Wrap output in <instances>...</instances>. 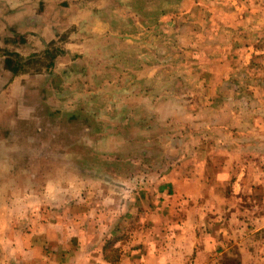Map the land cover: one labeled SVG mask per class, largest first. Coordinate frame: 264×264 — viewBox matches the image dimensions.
<instances>
[{"label":"crops","instance_id":"0c3cea01","mask_svg":"<svg viewBox=\"0 0 264 264\" xmlns=\"http://www.w3.org/2000/svg\"><path fill=\"white\" fill-rule=\"evenodd\" d=\"M80 1V5L65 6L62 10H54V14L50 15L33 11L35 7L29 11L24 9L26 6L32 7L34 0H9L10 5L5 0L6 5L0 6V48L21 56L37 53L39 58L42 47L45 49L47 45L55 42V46L59 44L63 46L65 62L68 58L71 64L74 61L81 63L95 61L97 77H105V72L109 70L112 72H110L112 78L114 75L118 77L119 73H123L125 64L128 67L125 69L130 70L133 77V74H136L134 66H141L143 71L141 77L149 79L151 88L152 78L161 82L164 76L168 79L169 74L178 72L183 66L191 67L192 71L187 76L190 79L185 81V78H182V81L189 83L196 78L193 90L200 92L205 87V93L215 101L210 102L214 104L213 106L208 104V108L202 107L198 113L210 115L208 116L210 132L198 135L200 139H197L198 145H188L185 152L181 151L180 155L175 152L177 160L174 165L166 170L157 169L159 172L157 177L152 178V172L146 170L142 172L141 186L144 192L149 191L150 198L154 196V207H151L149 200L144 199V196L146 197L144 192L143 199L141 194L134 200L119 199L121 195L125 198L119 190L126 193L134 190L133 184L136 187L138 183L136 175L133 180L132 176L128 175V180L124 178L127 181L118 177V181L113 180L110 183L83 181L72 188L61 185L63 187L59 193L50 190L41 193L37 188L40 182L35 177L31 185L19 184L17 178L23 179L22 174L29 173L28 170L31 168L23 159L49 160V157H54L51 155L54 151L50 153L47 149L31 150L17 147L7 149L3 143L13 142L15 139H0V142L4 141L0 147V157L15 158V161L3 160L4 162L0 163V175H3L2 182H5L1 184L0 194V264L179 262L165 256L167 251L162 247V243L165 247H170L171 243L177 246L188 245L189 254L185 261L179 264H187L189 260L191 264L199 253L222 257L228 250V240H234L239 231L241 232L239 247H244V242L247 241L244 239L264 229V0H207L205 12L208 13L211 21L209 24H213V27L205 22L200 30L202 34L205 32L211 34L210 50L207 51L208 54L203 51L202 54H197L193 47L197 46V43H193L192 50H188L190 55L184 57L179 55L173 69H166L173 62L166 57L162 58L161 55L155 57L157 59L152 66L150 59L141 64L132 54L119 53L121 41H126L131 46L140 45L139 42H131L130 39H121L122 34L117 33L121 27L120 13H124L122 11L125 9L130 18L132 12L136 13L137 3H129L127 8L122 4L121 8V2L125 1L119 0L114 1L115 6L111 8L109 0H99L94 14L88 0L86 3ZM192 4L189 9L181 10V13H188L192 8L193 12L195 9L201 12L199 1L196 3L193 1ZM147 9L145 5L144 11ZM105 15H111V19ZM217 15H221V21L217 20ZM45 18L47 21H44ZM85 21H94L96 26L94 37L88 36L91 34L89 30L93 29V24L85 26ZM73 24L78 25V28L84 27L80 31L81 34H74ZM67 30H70V33L67 36L63 35L62 33ZM115 30L117 31L114 32ZM221 31H224L223 42L220 41ZM194 33L199 36L198 33ZM92 39L96 41V46L101 51L105 46L104 40L110 39L109 44L117 47L115 52L118 55L113 53L110 69H104L108 67L110 57L104 58L101 52L95 58L91 56ZM26 45L33 46L35 50L21 53L19 47L23 49ZM74 55L78 58L73 59ZM202 56L206 57V61L200 60ZM178 64H181V69ZM198 68H206V71L199 73ZM132 69H135V72H132ZM50 72V67L45 69L35 85L20 86L19 91L14 87L15 80L0 89L2 124L7 125V122L15 117L7 114L13 109L11 106L18 110L26 103L24 99L18 98V94L30 89L38 95L49 92V80L52 78ZM175 75L176 79L180 78L179 74ZM17 76L19 75L14 74L13 79ZM161 85L163 83L157 84L156 87ZM73 88L75 93L87 92L86 89L83 90L84 87ZM119 88L117 87V92ZM64 89V93H71L72 88L65 86ZM177 91L176 89L175 93ZM15 93L17 94L15 101L9 102ZM221 94L224 95L222 100L227 106L220 116L218 111L220 106L216 104L219 103ZM14 102L15 104L11 105ZM166 104L168 101L160 100L156 105ZM27 105V109L31 110L38 107V104L33 103ZM145 105L149 109L151 104L145 101ZM205 110L207 111L204 112ZM8 117L10 119L5 121ZM201 131L200 133H203ZM102 137L103 141L108 138L106 135ZM250 144L256 145L259 150H251ZM108 155L110 153L103 151L100 156L104 158ZM56 162L48 161L41 167L32 166L34 168L32 173H54ZM61 172L72 173L70 165L64 166ZM14 174L12 179L11 175ZM76 189L78 195L73 196L72 192ZM105 192L109 195L106 198L109 201H117L118 197L120 210L104 207L107 202L103 199ZM140 201L142 210L138 213L136 211V216L132 208ZM22 205H25L26 211L31 209L26 218L22 213L18 215L8 208ZM119 221L127 224V231H123L124 235H119L118 231H122L121 226L117 227ZM140 223L144 226L136 230L135 226H139ZM116 236L121 242H115L113 247L122 248V251L120 249L118 251L122 259H119V262L105 261V243L110 239L114 240ZM117 238L116 241H119ZM165 257L166 262L163 261Z\"/></svg>","mask_w":264,"mask_h":264},{"label":"rangeland","instance_id":"374dc122","mask_svg":"<svg viewBox=\"0 0 264 264\" xmlns=\"http://www.w3.org/2000/svg\"><path fill=\"white\" fill-rule=\"evenodd\" d=\"M6 1L7 4H11L8 2L9 0ZM83 1L86 3V0ZM98 1L99 0H88L89 6L92 9L91 12H94V14L95 11H97L96 3ZM114 1L119 0H109V7L112 8L115 6ZM124 1L125 2H121L120 6L123 4L125 8L129 7V3H137L135 7L136 13L132 12L130 18L125 9L122 11L124 13H120L121 17H119V19L121 27H119L117 33L122 34L121 39H130L131 42H139L140 45L135 44L131 46L128 42L121 41L122 43L119 47V53H122L121 55L132 54L135 56V60L140 61L141 64L144 61L148 62L150 59L152 66H154L156 62L155 59L157 58L155 57L161 55L162 58L166 57L169 61L173 62V64L167 66L166 69H173L176 67L175 63L179 60V55H182V57L190 55L188 50H192L191 46H193V43H197V46H193L197 54H202L203 52L208 54L207 51L210 50L211 34L209 32L202 34L200 30L203 27L202 25H205V22L207 25H210L209 23L211 22L208 13L205 12L207 11V7H205L207 0ZM193 1H195V3L199 1L201 4V12L196 9L195 12H193L192 8L188 13H181V10L189 9ZM79 2L81 1L34 0L32 7L26 6L27 8L24 9L29 11L33 10V7H35L33 11L53 15L54 10H62V8L68 5H80ZM5 5V0H0V6ZM145 5L148 8L147 11H144ZM118 15L119 14H117V16ZM42 16L44 15L42 14ZM105 16H107L109 20L111 19V15ZM221 18V15H217V20L221 21ZM44 21H47V19L45 18ZM90 23L93 24V29L89 30L91 34L88 36L94 37L96 34L94 21H85V26ZM210 26L213 27V24ZM59 27L62 28V26ZM83 28V26L82 28L81 26L78 28V25H74L72 31L74 34H81L80 31ZM116 31L117 30L114 32ZM194 32L198 33L199 36H196ZM69 33L70 30H67L62 34L67 36ZM111 33L112 30L109 31V34ZM221 34L220 41L223 42V39L225 40L224 31H221ZM232 39L233 38H229V40ZM109 43L110 39L104 40L105 46L102 51L96 46V41L94 39H92L90 43L91 56L93 58L99 55V52L103 53L104 58L110 57L111 60L107 64L108 67L104 68L105 70L112 67L113 53L114 55H118V53L115 52V48L117 47ZM54 44L55 42L47 45L45 49L42 47L39 58L37 53L21 56L18 53H9L7 50L0 48V89L6 87L7 84L13 80H15L16 85L14 87L15 89L17 88L18 91L20 90V86L26 87L28 85H35L39 79H41L40 74L49 67L52 76L49 80L50 89L48 93L42 92L38 95L34 90H24L22 94H18V98L24 99L26 102L21 107L23 109L21 110V108H19L17 110L15 109L16 107L11 106L13 109L7 114L15 117L7 122V125L5 123L2 124L0 119V139H15L13 142H0V147L3 143L7 149L10 147H17L31 150L47 149L50 153L54 151V153L51 154L54 157H49V160H40L38 158L23 159L25 163L31 165V168L28 170L29 173L24 172L22 174L23 179L17 178L19 184L31 185L32 179L35 177L40 182V184H37V188L41 193L44 191L48 192L49 190L59 193L61 192L60 188L63 187L61 185L72 188L83 181L89 183H110V181L113 180L118 181V177L127 181L129 178L128 175L132 176V180L136 175L138 176L136 178L138 183L136 182V187L135 184H133L134 190L130 193L119 190L125 197L122 198L121 195L119 199L134 200L137 199L138 194H141L143 199L142 192H144V190L143 186H141V184H143V180H141L143 177L142 172L146 170L147 172L153 173L151 174L152 178H155V176L157 177L159 175L157 169H169L177 160L176 153L180 155L181 151L185 152L188 145H198L197 139L200 140L198 135H204L210 132L208 128V116L210 117V115L208 113V115L198 113L202 110V107L208 108V104L213 106L214 104L210 102L214 100H211L213 97H209L208 94L205 93V87L203 91L201 90L200 92L196 89L193 90V87L196 86V78L192 79V81L190 80L189 83L182 81V78H185V81L190 79L187 76L190 75L192 71L191 67L183 66L181 69V64H178L181 70L169 74L170 77L168 79L164 76V80L159 82V80H153L152 78L153 88H151L152 86L149 85V79L141 77V75H143L141 66H134L136 74H133V77H131L130 70L125 69L128 68L126 64L123 68V73H119L118 77L114 75L112 78L110 74L111 70L105 72V77H97L95 74V61L91 63L90 61L87 63L74 61L73 64H71L68 58L67 62H65L63 59L65 56L63 46L61 44L55 46ZM19 48L21 53L30 52L33 49L35 50V48L30 45H26L23 48L25 51H23L22 47ZM211 50L213 51V49ZM76 58H78V56L74 55L73 59ZM205 59L206 57L202 56L200 60L206 61ZM187 61L189 62L190 59ZM135 69H132V72H135ZM197 71L199 73L205 72L206 68H198ZM14 74L19 76L13 79ZM175 74H179L180 78L176 79ZM155 83H163V85L156 87L157 84ZM65 86L70 87V89L72 88L71 93L63 92ZM101 86H103V88H101ZM73 87L77 89L84 87L83 90L86 89L87 92L75 93ZM117 87H120L119 92H117ZM176 89L178 91L175 93ZM102 90H104V92ZM223 96L222 94L219 95V103L216 104V106H220L218 110L220 116L224 112L225 106H227L224 105L222 100ZM15 97H17L16 93L9 102L15 101ZM160 100H166L168 104L165 106L156 105L159 104ZM145 101L151 104L149 109L146 108ZM27 103H33L34 105L38 104V107H35L37 108L35 110L27 109ZM14 104L15 102L11 103V105ZM206 111L207 110L204 112ZM9 119L10 117L5 121ZM164 120H166V122ZM203 122L206 124H203ZM174 124H176V126ZM200 131L203 133H200ZM104 135L108 137L106 138L107 141L106 139L103 141L104 138L102 136ZM40 140L43 142H40ZM250 145L251 150H259L256 145ZM174 148L178 150L175 151L173 150ZM103 151H107V154L110 153V155L103 158V156H100ZM3 160L12 162L15 161V158L7 159L0 157V163L4 162ZM55 160L57 162L55 163L56 167L54 168L56 171L54 173H32L34 169L32 166L41 167L42 165H46L48 161L54 163ZM67 164L70 165V170L72 172L70 174L61 172L63 167ZM81 171L82 173H80ZM2 176L1 174L0 194L2 193L1 184L5 183L2 182ZM14 176L15 174L11 175V178L14 179ZM114 183L117 184V182ZM145 191L144 194L146 193V197L144 196V199L147 201L149 200L151 202V207H154V196L150 198L151 195L149 191ZM72 193L73 196L78 195V189ZM105 193L103 199L109 197V195ZM116 200L117 201H109L106 199L107 202L104 204V207L120 210L118 197ZM140 205L141 201L135 205V208H132L136 216L138 211L142 210ZM8 208L11 212L18 213V215L22 213L25 218L31 210L29 208V210L26 211L25 205L17 207L9 206ZM119 226L122 228V231H118L119 235H124L123 231H127V224L119 221L117 227ZM140 226H144L143 223H140L139 226H135L136 230H138ZM121 228H119V230H121ZM240 233V231L237 233L234 240H228V250L225 252L224 256L215 257L208 256L205 253H199L193 258L194 262L191 264H227L229 260L240 262V264H264V229L252 233V235L250 234V236L247 237L248 239H244V241L247 240L244 242V247H239ZM117 237L118 236L115 238ZM167 241L168 240H166V242ZM115 242H121V240L114 241V243ZM161 245L167 251V254H165L167 258H171V260L175 261L179 260V262L175 264L185 261V257L190 251V249H187L188 245L177 246L175 243H171V246L169 245L170 247H165L164 243ZM197 247L201 249L200 246ZM113 249L115 252L109 251V254L120 256H116L115 260L111 262H119V259L121 260L122 257L121 253H118V251L119 249L122 251V248L118 246V249ZM246 251L250 253H245ZM167 258L165 257L163 261L166 262ZM190 262L191 260H189L187 264Z\"/></svg>","mask_w":264,"mask_h":264},{"label":"trees","instance_id":"16d2710c","mask_svg":"<svg viewBox=\"0 0 264 264\" xmlns=\"http://www.w3.org/2000/svg\"><path fill=\"white\" fill-rule=\"evenodd\" d=\"M111 240V239H110ZM113 241V242H112ZM114 241H116V239L114 238V240H111V241H107L105 243V248H104V260L105 261H112V260H115L116 256H120V255H111L109 254V251L110 252H115V250L113 249L114 247ZM224 256V255H223ZM227 264H240V262H234V260H229L227 261Z\"/></svg>","mask_w":264,"mask_h":264}]
</instances>
